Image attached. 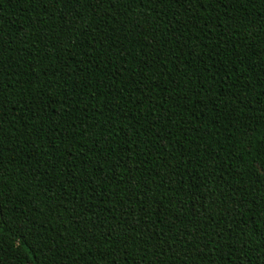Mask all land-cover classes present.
Masks as SVG:
<instances>
[{"label": "trees", "instance_id": "obj_1", "mask_svg": "<svg viewBox=\"0 0 264 264\" xmlns=\"http://www.w3.org/2000/svg\"><path fill=\"white\" fill-rule=\"evenodd\" d=\"M0 109V264H264V0H3Z\"/></svg>", "mask_w": 264, "mask_h": 264}, {"label": "snow or ice", "instance_id": "obj_2", "mask_svg": "<svg viewBox=\"0 0 264 264\" xmlns=\"http://www.w3.org/2000/svg\"><path fill=\"white\" fill-rule=\"evenodd\" d=\"M0 3H3V0H0ZM2 111V109H0ZM4 143V136H3V121L0 120V144ZM2 151V149H0ZM258 169L261 174V177L264 178V156L261 157V160L258 163ZM259 239L264 241V231L259 234Z\"/></svg>", "mask_w": 264, "mask_h": 264}]
</instances>
